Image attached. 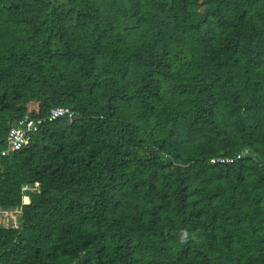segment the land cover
Returning a JSON list of instances; mask_svg holds the SVG:
<instances>
[{
    "label": "trees",
    "instance_id": "obj_1",
    "mask_svg": "<svg viewBox=\"0 0 264 264\" xmlns=\"http://www.w3.org/2000/svg\"><path fill=\"white\" fill-rule=\"evenodd\" d=\"M54 106L0 264H264V0H0V150Z\"/></svg>",
    "mask_w": 264,
    "mask_h": 264
},
{
    "label": "built area",
    "instance_id": "obj_2",
    "mask_svg": "<svg viewBox=\"0 0 264 264\" xmlns=\"http://www.w3.org/2000/svg\"><path fill=\"white\" fill-rule=\"evenodd\" d=\"M73 110L68 106H54L48 109L45 116L36 117L27 114L18 119L10 128L8 133V147L0 151L1 155H7L11 151H18L27 146L30 142V134L37 131L45 121H53L61 117H72ZM240 156V154L238 155ZM233 159V158H231ZM215 159H213L214 161ZM221 160H230V158H221Z\"/></svg>",
    "mask_w": 264,
    "mask_h": 264
},
{
    "label": "rangeland",
    "instance_id": "obj_3",
    "mask_svg": "<svg viewBox=\"0 0 264 264\" xmlns=\"http://www.w3.org/2000/svg\"><path fill=\"white\" fill-rule=\"evenodd\" d=\"M31 111V109H30ZM18 214L19 211L18 210H8V211H1L0 212V222L2 224H10L13 225V223H17L18 222ZM12 218V219H11Z\"/></svg>",
    "mask_w": 264,
    "mask_h": 264
},
{
    "label": "clouds",
    "instance_id": "obj_4",
    "mask_svg": "<svg viewBox=\"0 0 264 264\" xmlns=\"http://www.w3.org/2000/svg\"><path fill=\"white\" fill-rule=\"evenodd\" d=\"M7 147H8V146H7ZM7 147H6V148H7ZM4 149H5V148H4ZM2 150H3V149H2ZM0 151H1V150H0ZM11 152H14V151H11ZM11 152H10V153H11ZM8 154H9V153H8ZM1 156H3V155H1ZM1 156H0V157H1ZM25 201H27L26 198H25ZM8 210H11V209L0 210V212H1V211H8ZM12 210H14V209H12ZM11 219H12V218H11ZM0 223H1V222H0ZM5 226H13V227H17V226H18V222H17V223H13V225H10V224L6 225V224H5Z\"/></svg>",
    "mask_w": 264,
    "mask_h": 264
}]
</instances>
